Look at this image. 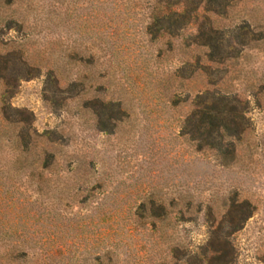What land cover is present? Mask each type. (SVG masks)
Masks as SVG:
<instances>
[{
  "label": "rangeland",
  "instance_id": "rangeland-1",
  "mask_svg": "<svg viewBox=\"0 0 264 264\" xmlns=\"http://www.w3.org/2000/svg\"><path fill=\"white\" fill-rule=\"evenodd\" d=\"M229 3L251 42L189 78L146 0H0V264H264V0ZM205 90L249 102L227 167L180 135Z\"/></svg>",
  "mask_w": 264,
  "mask_h": 264
},
{
  "label": "trees",
  "instance_id": "trees-1",
  "mask_svg": "<svg viewBox=\"0 0 264 264\" xmlns=\"http://www.w3.org/2000/svg\"><path fill=\"white\" fill-rule=\"evenodd\" d=\"M146 1L149 6L148 23L145 26L147 35L154 39L163 37L172 39L192 29L189 34L190 38L182 45L186 49L197 48L202 50V53L192 54L182 63L183 68L188 69L189 78L197 74L199 70L206 72L207 66L235 58V53L242 52L251 42V39L247 37L251 38L253 31L245 23L233 24V28L226 31L220 27L221 20L227 16L230 7L229 0ZM167 45L171 51L172 43L168 41ZM201 62L207 65L206 68L200 67ZM181 69L173 72L171 76L173 80L184 79L180 75ZM53 75L54 71H50L49 76L54 77ZM54 80L57 83L55 77ZM176 97L174 94L168 98L170 106L174 107L179 103ZM248 107L247 100L243 101L219 91L205 90L195 96L180 135L189 136V140L196 143V151L205 150L204 152L214 153L223 167H227L236 159V147L243 133L246 132V127L241 121L245 119ZM255 210L256 206L249 200L243 199L241 203H236L233 199L226 217L229 218V224L236 222L237 215L242 218L243 222ZM241 214L244 215L241 216ZM208 254L211 257H208ZM199 261L200 264H212L214 261L226 263L224 251L212 245H209L205 253L199 255Z\"/></svg>",
  "mask_w": 264,
  "mask_h": 264
}]
</instances>
